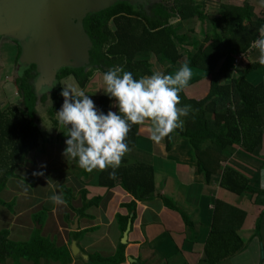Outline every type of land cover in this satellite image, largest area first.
Listing matches in <instances>:
<instances>
[{
	"label": "crops",
	"instance_id": "crops-1",
	"mask_svg": "<svg viewBox=\"0 0 264 264\" xmlns=\"http://www.w3.org/2000/svg\"><path fill=\"white\" fill-rule=\"evenodd\" d=\"M126 1L145 6L153 0ZM194 1L217 26H220V16L224 12L222 5L225 4L240 8L245 2L249 3L254 21L264 12V0ZM78 5L83 6L82 3ZM76 23L74 19L65 32L68 42L64 51L69 56L73 53L74 57L58 64L52 58L47 64L53 70L48 73L61 90V97L63 88L72 86L83 90L94 101L97 110L99 99L109 98L107 110L118 112L115 98H110L103 90L104 72L95 70L83 88L71 73L56 79L62 68L80 67L85 72L92 68L89 41L85 53L77 48L81 33H78ZM169 23L176 34L184 36L178 48L181 57L170 65L152 52L140 54L138 58L146 59L152 72L175 73L181 65L188 64L187 56L205 44L204 34L211 29L210 21L198 19L195 14L183 19L172 17ZM5 50L13 51L14 57H4ZM22 53L26 55L21 51L18 54L10 45L1 46L0 56L3 57L0 62L6 67L13 66ZM258 55L251 47L243 54L225 46L211 71L188 64L192 78L183 90L185 97L200 100L208 94L212 80L216 79L219 85H228L241 75L254 85L262 84L264 89V66L247 69L249 64L257 62ZM56 58L64 60L63 57ZM45 60H40L37 65ZM7 75L10 93L3 91L0 74V110L12 105L22 107L16 77L10 72ZM62 104L60 102L53 113L40 104L36 106L38 125L46 139L39 149L26 154L24 161L5 179L4 189L0 192V233L7 232V241L12 244L29 245L32 242L37 246L41 243L52 258L38 259L36 263L24 258H5L0 264H264V187L261 186L264 184V128L260 130L261 143L253 153H247L242 146L225 149L222 168L211 175L209 183H205L186 141L175 137L172 150L166 152L164 139L160 143L150 140L149 123L139 126L135 146L124 155L125 164L120 166L151 167L154 194L151 200L136 202L118 182L105 177L104 171L88 173L78 167L76 161L62 155L67 130L58 129L56 121V112ZM43 112L49 120L41 126ZM228 170L246 181L249 192L237 195L221 187ZM38 172L43 174L34 175ZM110 183L115 187L108 189L106 186ZM53 194L60 195L64 203L53 204L49 200ZM160 197L170 200L172 208ZM133 201L135 206L129 208ZM128 225L126 244L122 245ZM27 255L33 258L36 253L27 252Z\"/></svg>",
	"mask_w": 264,
	"mask_h": 264
},
{
	"label": "trees",
	"instance_id": "trees-1",
	"mask_svg": "<svg viewBox=\"0 0 264 264\" xmlns=\"http://www.w3.org/2000/svg\"><path fill=\"white\" fill-rule=\"evenodd\" d=\"M222 6L224 12L220 16V26H217L214 20H209L211 29L204 34L205 44L199 45L193 54L187 56L188 64L211 71L219 61L225 46L246 52L258 37V29L264 25V12L259 20L254 21L251 19L250 4L247 2L240 8L226 4ZM194 14L198 19L208 18L199 10L194 0H153L145 6L126 0H116L101 10L90 12L83 18L82 27L89 41L91 70L85 72L80 67L62 68L56 79L60 80L71 73L78 85L83 88L95 70L105 73L109 68L118 65L123 66L125 71L131 72L133 77L138 79L153 73L148 61L138 58L144 52L157 54L170 65H174L181 57L179 47L184 36L175 33L169 19L172 17L183 19ZM259 65L255 62L249 64L247 69ZM37 67L36 62H30L15 78V85L22 97V107L12 105L0 110V192L4 189L5 179L24 161L26 154L39 149L44 141L45 137L40 131L39 120L36 117V106L46 103L49 99L52 106L47 108L53 113L64 100L60 96L58 85L53 87L56 93L54 96L47 97L46 94L37 96L33 83L37 76ZM179 95L181 102L178 107L191 105L193 111L188 116L181 117L184 121L182 130L176 129L164 138L165 150L166 152L172 150L175 137L186 141L192 151L197 171L203 175L205 183H209L211 175L222 168L225 149L242 146L247 153H253L261 143L260 130L264 128L262 84L254 85L241 75L228 85H219L216 79L212 80L208 94L197 101L186 98L183 91ZM53 98H56L54 100L56 104ZM109 101V98H100L98 111L107 114ZM138 127L132 126L128 133L126 143L130 149L135 146ZM121 164L125 162L122 160ZM111 171L112 169H108L103 175L112 179V182H118L121 189L134 201L142 202L153 198L151 167L119 166L114 177H110ZM245 182L242 177L228 170L222 178L221 187L241 195L249 192ZM108 185L106 186L108 189L115 187L114 183ZM160 199L172 208L170 200L164 197ZM134 201L129 208L135 206ZM185 221L188 222V219ZM7 235V232L0 233V263L5 258L15 260L24 258L34 263L38 259L52 258L48 256L50 253L41 243L37 246L32 242L29 245L12 244L7 241ZM32 251L36 253L33 258L27 255V252Z\"/></svg>",
	"mask_w": 264,
	"mask_h": 264
},
{
	"label": "clouds",
	"instance_id": "clouds-1",
	"mask_svg": "<svg viewBox=\"0 0 264 264\" xmlns=\"http://www.w3.org/2000/svg\"><path fill=\"white\" fill-rule=\"evenodd\" d=\"M258 32L260 35L251 48L259 53L257 63L264 66V25ZM191 78L192 70L188 64L181 65L175 73L155 71L138 79L123 66L111 67L103 75V90L110 98H115L118 112L109 110L107 114L98 111L83 90L65 86L61 92L63 104L56 112L57 128L67 130L62 155L76 161L78 167L88 173L111 168L109 175L114 177L122 158L130 151L126 139L132 126L149 123V138L155 143H160L176 129H183L181 117L188 116L193 109L191 105L178 107L179 93L188 86ZM49 200L53 204L64 203L56 194Z\"/></svg>",
	"mask_w": 264,
	"mask_h": 264
},
{
	"label": "flooded vegetation",
	"instance_id": "flooded-vegetation-1",
	"mask_svg": "<svg viewBox=\"0 0 264 264\" xmlns=\"http://www.w3.org/2000/svg\"><path fill=\"white\" fill-rule=\"evenodd\" d=\"M30 0H0V48L1 46L10 45L11 49H14L19 52L23 47L32 48L37 47L38 49H42L41 54H46L44 59H51L59 60L56 58V55H59V51L61 49H65V44L68 42L66 37L62 38V42L56 41L55 44L51 45V39L53 38L51 35L46 37L45 32L46 27L43 24H37L33 26L32 24V17L33 13L29 9L27 3ZM57 5L59 6V2L61 0H54ZM41 17L46 24H50L49 19H46L45 14L49 17V12H45L44 9H39ZM52 16L55 14L52 13ZM50 15V16H51ZM65 22V19L60 18L58 20V24ZM57 22V20H56ZM60 27V26H59ZM25 28H29L33 36L30 39H26L23 37H19L18 34L20 32H24ZM64 36V35H63ZM58 49L59 51H56ZM35 52V51H34ZM36 53V52H35ZM65 56L68 54L65 53ZM69 55L67 56L68 60ZM23 70V69H22ZM20 70L18 74L21 73Z\"/></svg>",
	"mask_w": 264,
	"mask_h": 264
},
{
	"label": "water",
	"instance_id": "water-1",
	"mask_svg": "<svg viewBox=\"0 0 264 264\" xmlns=\"http://www.w3.org/2000/svg\"><path fill=\"white\" fill-rule=\"evenodd\" d=\"M79 3H82L83 6H79L78 5ZM111 4H112V0H61L59 2V6L54 0H30L29 3H27L28 9H29V15H30V9H31V12L33 13V17H32L33 26L37 24H43L46 27V29L50 31L51 36L53 37L51 39V42H52L51 45L55 44L56 41L62 42V39L60 38V32L56 31V29H58L56 27L58 20L60 18L65 19L64 32H66L69 26V24L66 25V20L76 19L77 31L79 34L81 33L80 47L77 46V48L79 49V51L84 52V53L88 46V38L86 34L84 33L82 22H81V20L83 21V18L85 17L84 13L86 14L88 11H92V10H95V11L101 10ZM39 9H44L45 12H49L48 13L49 17L46 14L45 16H46V19L47 18L49 19L50 24H46L43 21ZM52 13H54L55 15L52 16L51 15ZM20 33L21 34H18L20 38L23 37L26 39H30L33 36L32 34L34 32L33 31L31 32L29 28H25L24 32H20ZM80 37L78 35V38H77L78 45H79L78 41ZM40 60H37L38 63L36 61H31V62H36L37 64H39ZM56 63L58 64L57 61ZM129 228H130V225H128L125 233L123 234V237L121 240L122 245L126 244L127 233L129 232Z\"/></svg>",
	"mask_w": 264,
	"mask_h": 264
},
{
	"label": "rangeland",
	"instance_id": "rangeland-1",
	"mask_svg": "<svg viewBox=\"0 0 264 264\" xmlns=\"http://www.w3.org/2000/svg\"><path fill=\"white\" fill-rule=\"evenodd\" d=\"M144 1H146V0H144ZM143 3H145V2H143ZM206 19L209 21V18H206ZM73 21H72V19H67L66 20V25L70 24V23H73ZM64 23L65 22L61 21V24H58V23L56 24V27L58 28V29H56V31L60 32V38L61 39L63 37H65V35H66V33L64 32ZM44 30H46V32L44 34V35H46V37L48 35H51V33H50V31L48 29H44ZM21 47H23L21 49V52H25L27 55L22 53L19 56V58L17 59V63L16 64H14L13 66L6 67L5 64L0 62V74L2 76L1 77V79H2L1 80V85H2L3 91L5 90V91H8L10 93V90H8V89H10V87L7 86L10 83V78L6 77V76H8L7 73L8 74H9V72L10 73H14V76L17 77L18 71L22 69V66L28 65L31 61H36L37 62V60L44 59L45 56H46V54H41V52H42L41 48L40 49H38L37 47L32 48L31 46H29V47L21 46ZM56 51H59V50L56 49ZM88 53L90 55V52H88ZM64 54H65V51L63 49H61L59 51V55H56L57 57H63V59H64V60H57L58 63H60V62L65 63L67 61L66 58H67L68 55L65 56ZM12 55L14 57V52L13 51L5 50L4 57H6L7 59L8 58H12ZM73 55L74 54L71 53V55L68 57V60H69V58H73L74 57ZM221 55H222V52H221ZM221 55H220V57H221ZM0 57H3V56H0ZM51 61H52V58L51 59L50 58L46 59L40 66L37 67V71H40V73L39 72L37 73L36 80L34 79V81H33V83L35 85V92H36L37 95L46 94L47 97H50V96H54L56 94L54 92V90H53V87L55 86V83L52 80L53 79L52 76H50L49 73H48V72H52V70H53V68L50 69L51 66L49 67V65L47 64V63H50ZM52 100H53L54 104H56V102L54 101V100H56V98H53ZM50 105H51V102L50 103L46 102V103L42 104L41 106H43L42 108L44 109V108H47ZM41 118L43 120L42 123H40L41 126H44L43 124L48 123L47 121L49 120V117L46 115V112H43L41 114Z\"/></svg>",
	"mask_w": 264,
	"mask_h": 264
},
{
	"label": "built area",
	"instance_id": "built-area-1",
	"mask_svg": "<svg viewBox=\"0 0 264 264\" xmlns=\"http://www.w3.org/2000/svg\"><path fill=\"white\" fill-rule=\"evenodd\" d=\"M260 35V34H259ZM252 49V48H251ZM244 54V53H243ZM242 55V54H241Z\"/></svg>",
	"mask_w": 264,
	"mask_h": 264
}]
</instances>
